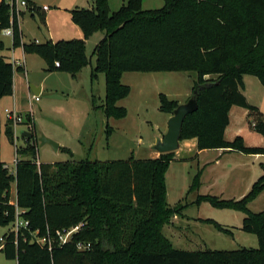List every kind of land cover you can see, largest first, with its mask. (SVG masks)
I'll return each mask as SVG.
<instances>
[{
  "label": "trees",
  "instance_id": "1",
  "mask_svg": "<svg viewBox=\"0 0 264 264\" xmlns=\"http://www.w3.org/2000/svg\"><path fill=\"white\" fill-rule=\"evenodd\" d=\"M91 2V7L73 8L70 13L85 38L97 30L104 33L94 48L92 76L105 73L106 93L102 100L92 95L94 109L107 118L126 115V108L118 105L130 92L121 82L124 72L196 71L192 93L196 90L198 109L186 116L180 141L196 137L199 150L264 154V143L248 145L241 135L232 140L225 137L234 105L249 111L250 128L264 137V112L243 92L244 75H254L264 84V0H164L155 9L143 8V0H127L116 11H111L110 0ZM28 8L47 25L45 13L30 3ZM6 28L12 29L13 46L44 57L49 71H65L77 78L90 60L85 38L23 41L18 16L9 0H0V31ZM4 47L0 40V51ZM16 69L22 67L0 55V99L13 94ZM160 103V109L170 114L179 104L165 93H160ZM8 123L6 133L12 139L13 125ZM34 130L35 126L33 134ZM112 131L108 124L107 134ZM16 150L21 158L15 174L0 161V227L9 229L2 234L1 252L6 259L17 264H264V211L247 207L264 189V174L239 200L211 194L197 197L198 203L244 211L242 230L257 236V248L183 250L174 248L163 232L185 208L182 203L171 206L167 200L165 175L172 161L181 160L177 151L149 159L38 164L36 142ZM199 177L200 172L190 191L199 188ZM13 184L17 204L24 210L21 216L29 221L27 228L18 231L13 230ZM202 221L233 234L215 220ZM81 223L69 242L60 245L55 240L52 250L36 240ZM81 241L90 247L79 250Z\"/></svg>",
  "mask_w": 264,
  "mask_h": 264
},
{
  "label": "rangeland",
  "instance_id": "2",
  "mask_svg": "<svg viewBox=\"0 0 264 264\" xmlns=\"http://www.w3.org/2000/svg\"><path fill=\"white\" fill-rule=\"evenodd\" d=\"M126 1L110 0L111 11L118 10ZM29 3L39 8L40 13L46 14L47 25L42 24L38 12L21 7L23 41L43 43L49 38L54 40L85 38L79 25L72 21L70 10L89 8L91 0H29ZM163 4L164 0H143L142 6L145 9H155L162 7ZM44 5H47L49 10L44 11L42 9ZM103 35L102 31L97 30L85 38L90 60L77 78L65 71H49L44 57L26 52L25 71L21 69L14 71L15 92L0 100L2 109L0 161L6 162L11 170H15L16 149L32 146L35 142L37 159L40 162L159 157L160 153L152 146L158 137L166 134L171 116L169 112L160 109V93H165L168 99H173L179 104L187 102L192 94L197 72H124L121 82L130 87V92L118 102V105L126 108V115L122 118H107L102 110L94 109L91 104L92 95L102 100L106 93L105 73L98 72L97 77L92 76V68L96 66L94 48ZM0 40L5 46L0 55L6 56L10 61L13 54L12 29L1 30ZM21 53V48L15 49V54L20 58ZM246 76L252 102L248 100L252 104L261 103L264 99V84L254 75ZM249 79L254 80L255 84ZM30 84L36 87L42 85L40 100L34 101L32 106L28 100L30 96L36 95V92L29 87ZM14 96L23 121L13 128V138L10 139L6 133L9 123L4 108L12 106ZM239 110L243 113L236 118L235 124L244 132L229 134L232 138L227 139L232 140L241 135L248 145H263V136L250 128L249 111L242 108ZM28 116L31 117V121H28ZM108 124L113 128L110 135L107 134ZM33 126L35 130L32 138L22 136L23 131H32ZM42 135L58 142L60 144L58 150L50 143L42 144L40 141ZM64 148L70 149L71 153ZM223 151L207 149L201 155H197L195 152L187 153L185 148L181 149V160L172 161L166 171L168 203L171 206L179 203L185 205L183 211L177 215L179 218L177 226L167 225L164 229V234L176 249L230 250L244 246L248 248L259 246L255 234L242 230L244 211L217 207L207 201L199 203L197 201L199 194H211L224 200H239L250 192L254 182L264 174V154ZM208 160L210 162L206 163ZM199 172V188L190 191L193 178ZM15 193L13 184L12 199L15 198ZM247 207L253 212L264 211V189L247 204ZM185 215L190 218L215 220L234 234L219 231L211 223L186 220ZM8 230L0 227V236ZM0 264H17V261L6 259L0 251Z\"/></svg>",
  "mask_w": 264,
  "mask_h": 264
},
{
  "label": "built area",
  "instance_id": "3",
  "mask_svg": "<svg viewBox=\"0 0 264 264\" xmlns=\"http://www.w3.org/2000/svg\"><path fill=\"white\" fill-rule=\"evenodd\" d=\"M9 3L11 5L12 12L15 11V14L18 16V19L20 20L21 10H22L21 7L28 8L29 1L28 0H9ZM42 9L44 11H46V10H49V7L47 5H44ZM11 61L15 66L18 64L19 65L22 64V62L16 60L14 57L12 58ZM56 65L57 66L59 65L58 61H56ZM39 100H40V93L33 95V96H30L28 101H29L30 106H32L34 101H39ZM4 112L6 114L7 119L12 122L13 128H15L17 124L22 123L23 117L20 114L19 110L15 106L14 107H5ZM20 158L21 157L17 153V150H16V158H15L16 164ZM36 162L38 164H40V161L38 159L36 160ZM4 167L7 168L11 174H13V173L15 174L16 165H15V170H11L9 168V166L7 165V163L5 164ZM11 203H13L16 206V220H15L14 225H13V230L18 231L21 228H27L29 221L25 220L21 216V214L24 212V210L20 209L18 204H17L16 193H15V198L11 200ZM81 227H82V223L78 224L76 226H73L71 228H65L62 230L59 229L55 232L54 235H50V233H48L47 235H44V236H37L36 240L40 244L47 245L48 249L52 250V248L54 247L55 240H57V242L60 245H63L65 243L69 242L72 239L73 234L76 233L77 231H79ZM4 245H5V236L1 235L0 236V251L4 247ZM90 245L91 244L89 242L81 241V242L77 243V248L79 250H85V249H88L90 247Z\"/></svg>",
  "mask_w": 264,
  "mask_h": 264
},
{
  "label": "crops",
  "instance_id": "4",
  "mask_svg": "<svg viewBox=\"0 0 264 264\" xmlns=\"http://www.w3.org/2000/svg\"><path fill=\"white\" fill-rule=\"evenodd\" d=\"M47 11V10H46ZM19 23H20V27H21V21L19 20ZM52 39V38H51ZM54 40V39H53ZM18 48H21V54H22V57L20 58L19 56H17L16 54H15V49H18ZM13 54L11 55V60H12V58L14 57L16 60H18V61H20V62H22V64L21 65H16L17 67H22V70L23 71H25V69H26V52L24 51V49H23V47L22 46H19V47H14L13 46V52H12ZM246 75H244V87H245V89H244V93H245V95L248 97V99H250V97H251V95H250V93H248V84H247V82H246ZM21 78H22V76H21ZM13 79H14V77H13ZM23 79V78H22ZM249 81L250 82H253L254 83V80H251V79H249ZM255 84V83H254ZM33 84H30L29 85V87L30 86H32ZM34 86V90H35V92H36V94H41V91H42V85H40V86H38V87H36L35 85H33ZM15 87H16V85H15V82H14V87H13V93L15 92ZM253 96V95H252ZM264 98V97H263ZM3 99V98H2ZM2 99H0V100H2ZM250 101H251V99H250ZM252 102V101H251ZM254 104H256L257 106H259L260 107V109L264 112V99H262V101H261V103H254ZM16 107L17 108V103H16V99H15V96H14V102H13V104H12V106L11 107ZM239 108H242V109H245V108H243V107H240V106H237V105H234V106H232V108H231V110H230V123H229V125L227 126V128H226V130H225V137L226 138H232V137H229V134L230 135H235V134H237L238 132H244L243 131V129L241 130V129H239L238 127H237V125L235 124V120H236V118L239 116V114L240 113H243V112H241V110H239ZM18 109V108H17ZM0 110H2V109H0ZM19 110V109H18ZM20 112V111H19ZM21 113V112H20ZM1 118H0V128L2 127L1 126ZM7 122H9V120L7 119ZM263 141H264V137H263ZM187 149V153H192V152H195V154H197V155H201L204 151H206L207 149H204V150H199L198 149V147H197V138L196 137H194V138H190V139H184V140H181L180 141V148L177 150V153H178V155L179 156H181V149ZM223 150V149H222ZM214 151H218V152H220L221 151V149H214ZM224 152H227V151H223V153ZM218 155V154H217ZM218 158V157H217ZM210 162V160H208V162H206V163H209ZM187 218H186V220H190V219H192V220H194V221H196V222H202V223H206V222H203L202 221V219H204V218H202V217H189V216H187V215H185ZM173 219H175V220H173ZM173 219H172V222L170 223V224H167V225H174V227H176L177 225H176V222H178L179 221V218H178V216L177 215H175L174 217H173ZM182 221H183V219H182ZM180 223H182V222H180ZM180 223H178V224H180ZM167 225H165L164 226V228H163V232H164V229H165V227L167 226ZM173 227V226H172ZM233 234H234V232H233ZM232 234V235H233ZM203 241V240H202Z\"/></svg>",
  "mask_w": 264,
  "mask_h": 264
},
{
  "label": "water",
  "instance_id": "5",
  "mask_svg": "<svg viewBox=\"0 0 264 264\" xmlns=\"http://www.w3.org/2000/svg\"><path fill=\"white\" fill-rule=\"evenodd\" d=\"M34 89V86H31ZM198 109V102L196 98V90L191 94L188 101L174 109L168 120V130L163 137H158L155 144L152 146L153 149L158 151L160 154L174 152L180 148V135L183 126V122L186 116ZM33 132L26 130L22 132V136L27 138L33 137ZM42 144L50 143L55 150H58L60 144L55 140L42 135L40 138Z\"/></svg>",
  "mask_w": 264,
  "mask_h": 264
}]
</instances>
